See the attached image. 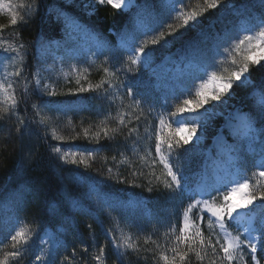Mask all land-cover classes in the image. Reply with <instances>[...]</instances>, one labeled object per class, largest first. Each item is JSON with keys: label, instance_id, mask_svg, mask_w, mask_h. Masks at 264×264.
<instances>
[{"label": "trees", "instance_id": "1", "mask_svg": "<svg viewBox=\"0 0 264 264\" xmlns=\"http://www.w3.org/2000/svg\"><path fill=\"white\" fill-rule=\"evenodd\" d=\"M0 5V264L35 263L47 231L49 264H264V63L248 57L254 33L264 46V0ZM63 18L81 25L73 40ZM53 40L73 50L50 89L37 48ZM237 70L250 84L232 80ZM207 93L247 116L248 137L203 108ZM181 123L205 124L203 145L187 144ZM214 159L257 202V244L239 238L229 199L201 187L216 182Z\"/></svg>", "mask_w": 264, "mask_h": 264}, {"label": "rangeland", "instance_id": "2", "mask_svg": "<svg viewBox=\"0 0 264 264\" xmlns=\"http://www.w3.org/2000/svg\"><path fill=\"white\" fill-rule=\"evenodd\" d=\"M99 3H108L112 6L121 9L123 11H129L132 7L135 5V0H96ZM168 3L171 2V0H166ZM4 7L0 5V11H3ZM63 22L65 24V27L68 28L66 35L69 36L71 40L75 38V34L80 28V24L76 21H72L67 18H63ZM253 39L255 40V43H251L252 45H249L248 47V57L251 61L259 64L264 63V46L263 39H262V33L257 32L253 34ZM80 44V51L88 52L89 46L86 45V39L82 35L81 41H79ZM72 47H62L57 40H53L50 45L44 44L37 48L38 52V60L40 63L39 74H44L45 80V87L52 89L50 78L53 76L50 74L51 72H62L66 73L67 69L66 66L68 64L67 57L65 54H70L72 52ZM145 56L142 54H139L136 57L137 61L144 62ZM233 81H236L241 84H250V79L247 75V73L243 70H237L233 77ZM230 82L228 80H219L214 77H211L208 81V87L215 91L217 94H227L230 90ZM216 94V95H217ZM211 95L208 93L204 95L206 98L201 105H203V108L209 113L215 112V115L222 116L228 118V122L226 124V128H228L231 133L235 135H241L245 136L248 133V125L246 124V119L241 114H238L234 112L233 114H230V109L228 107V104L226 102H222L221 100H215V103H210V106L208 105V102H210ZM258 101H261V98L257 94ZM214 100V99H212ZM214 106V107H213ZM214 109V110H213ZM202 126V127H201ZM205 126V124H201L199 128H201L199 131L198 129H189L187 127H181L180 129V135L182 139L190 145H203L205 142V136H203V130L202 128ZM214 139L216 141V144L220 146L223 143V138L221 135L214 136ZM260 173L264 176V165L261 167ZM219 184L224 186L227 189V192L232 200V207L235 206V210H237V207L244 206L249 207L254 204L252 200H250L246 193V185L242 180H238L236 177H234L233 174H231L229 171H225V174L219 179ZM241 220L244 218V213L241 215ZM249 240H254L253 236L250 234L248 236ZM41 244L43 245V258L42 262L40 260L36 261L34 264H46L47 260L51 256V251L53 247L55 246V241L53 239L52 233L48 232L44 234V236L41 239Z\"/></svg>", "mask_w": 264, "mask_h": 264}]
</instances>
